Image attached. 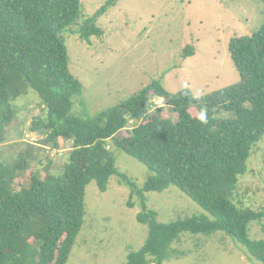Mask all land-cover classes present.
<instances>
[{"label": "trees", "instance_id": "trees-1", "mask_svg": "<svg viewBox=\"0 0 264 264\" xmlns=\"http://www.w3.org/2000/svg\"><path fill=\"white\" fill-rule=\"evenodd\" d=\"M119 1L108 0L81 22L85 9L80 0H0V133L17 118L14 103L32 88L46 117L34 119L31 131L44 132L45 144L57 150L72 142L65 172L45 179L29 171V154L14 163L0 156V264H67L84 224L86 188L95 182L101 192L107 191L118 173L107 142L132 120L139 124L116 145L153 176L141 191H133L143 199L138 222L149 232L126 264H163L182 257L171 250L182 234L218 232L230 236L250 261L264 264V241L252 240L249 233L251 223L264 221V209L244 208L235 201L239 177L248 172L253 148L264 138V25L253 36L230 42L238 85L196 99L188 90L172 97L155 81L99 116L85 111V117H77L73 110L83 86L70 72L65 35L88 44L102 38L105 32L97 20ZM193 55L191 49L185 51V56ZM153 99L164 100V105L151 112ZM221 113L234 119L220 120L216 116ZM171 186L209 217L158 223L144 193Z\"/></svg>", "mask_w": 264, "mask_h": 264}, {"label": "rangeland", "instance_id": "rangeland-1", "mask_svg": "<svg viewBox=\"0 0 264 264\" xmlns=\"http://www.w3.org/2000/svg\"><path fill=\"white\" fill-rule=\"evenodd\" d=\"M85 11L81 22L93 17L108 0H80ZM102 38L91 44L65 35L71 74L83 86L73 115L91 117L127 102L155 81L175 97L184 90L194 98L220 92L241 81L229 53L232 39L253 36L264 25V4L259 0H120L97 20ZM191 49L193 56H185ZM151 112L164 100L153 99ZM14 108L17 118L0 133V156L14 163L29 154V171L41 179L59 176L70 162L72 142L57 150L45 144L46 134L32 132L31 123L45 118L39 95L32 89ZM177 121V115H173ZM220 120L234 119L221 113ZM139 124L130 121L127 130L107 142L118 173L106 192L95 182L85 193V218L67 264H126L130 252L139 251L149 229L138 222L144 211L141 191L153 173L137 159L120 150L116 141ZM27 159V158H26ZM248 172L239 177L237 205L264 209V138L247 162ZM25 179L26 173L21 172ZM134 185L132 187L131 184ZM27 186L28 182L24 181ZM14 191L20 188L13 186ZM147 209L157 213L160 224L209 215L176 187L144 193ZM134 204L133 208L129 203ZM250 238L264 241V221L250 225ZM171 250L182 255L163 264H263L250 261L243 248L225 233L211 236L182 234Z\"/></svg>", "mask_w": 264, "mask_h": 264}, {"label": "clouds", "instance_id": "clouds-1", "mask_svg": "<svg viewBox=\"0 0 264 264\" xmlns=\"http://www.w3.org/2000/svg\"><path fill=\"white\" fill-rule=\"evenodd\" d=\"M200 119L203 121V120H205V116L202 114L201 116H200Z\"/></svg>", "mask_w": 264, "mask_h": 264}]
</instances>
